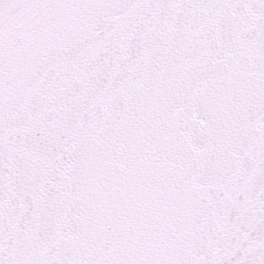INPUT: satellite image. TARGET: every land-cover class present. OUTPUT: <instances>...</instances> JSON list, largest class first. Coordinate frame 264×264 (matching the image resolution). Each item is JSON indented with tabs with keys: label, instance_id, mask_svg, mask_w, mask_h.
I'll list each match as a JSON object with an SVG mask.
<instances>
[{
	"label": "snow or ice",
	"instance_id": "snow-or-ice-1",
	"mask_svg": "<svg viewBox=\"0 0 264 264\" xmlns=\"http://www.w3.org/2000/svg\"><path fill=\"white\" fill-rule=\"evenodd\" d=\"M0 264H264V0H0Z\"/></svg>",
	"mask_w": 264,
	"mask_h": 264
}]
</instances>
